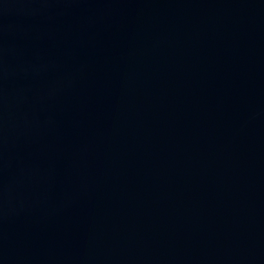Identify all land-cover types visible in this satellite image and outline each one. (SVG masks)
<instances>
[{"label": "water", "instance_id": "1", "mask_svg": "<svg viewBox=\"0 0 264 264\" xmlns=\"http://www.w3.org/2000/svg\"><path fill=\"white\" fill-rule=\"evenodd\" d=\"M0 264H264V0H0Z\"/></svg>", "mask_w": 264, "mask_h": 264}]
</instances>
